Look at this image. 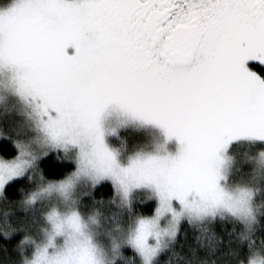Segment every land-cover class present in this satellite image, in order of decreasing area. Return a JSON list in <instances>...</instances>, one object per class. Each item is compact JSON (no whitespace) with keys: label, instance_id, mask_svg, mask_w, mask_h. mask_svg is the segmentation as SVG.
<instances>
[{"label":"snow or ice","instance_id":"obj_1","mask_svg":"<svg viewBox=\"0 0 264 264\" xmlns=\"http://www.w3.org/2000/svg\"><path fill=\"white\" fill-rule=\"evenodd\" d=\"M247 61L264 66V0H13L0 9V68L49 142L76 146L78 172L111 179L125 196L152 187L157 215L172 212L173 199L189 211H238L218 186V154L241 137L264 140V80ZM109 105L174 138L175 154L121 166L103 139ZM23 163H0V187ZM48 219L53 233L31 264H101L77 213ZM154 228L141 219L129 242L148 252ZM66 230L65 249L49 255Z\"/></svg>","mask_w":264,"mask_h":264},{"label":"rangeland","instance_id":"obj_2","mask_svg":"<svg viewBox=\"0 0 264 264\" xmlns=\"http://www.w3.org/2000/svg\"><path fill=\"white\" fill-rule=\"evenodd\" d=\"M11 3L13 0H0V9L9 6ZM68 51L70 54L72 50L69 49ZM252 65L260 64L257 61L245 63V67L250 70H253ZM260 79L263 80L261 77ZM101 128L106 146L115 153L121 166H126L129 158L137 154L168 153L174 155L178 148L174 138L165 141L163 131L159 127L130 118L115 105H109L105 109L101 117ZM1 140L11 141L17 149V153L14 158L9 160L0 158V163H24L21 173L7 179L0 187V196L8 183L19 179L35 166L39 159L52 150L63 151L75 165L74 171L63 180L57 182L38 181L36 189L18 204L22 211H27L28 208L33 210L34 208L32 213H28L31 222L41 221L39 225L36 221L37 227L33 237L26 239V242L31 245L29 246L31 257L23 264H31L37 249L48 244V238L53 233L52 224L48 217L53 210L59 214L61 219L72 212L78 214L82 223V230L95 246L101 264H110L120 256L121 251L125 248L135 251L141 260V264H153L155 258L163 253L175 239L183 221L196 222L216 214L230 216L248 226H251L255 220L254 189L251 187V182L256 178L263 179L264 158L260 154L251 157L245 152L249 146H263L264 140L241 137L230 141L227 147L218 154L221 160L219 167L221 178L218 180V186L230 194L243 190L246 194L243 211L233 212L224 206H217L206 212L189 211L173 199L170 201L173 211H166L160 215H157L156 211L159 207V199L152 187H134L125 196L111 179L97 180L91 173L78 172V148L73 145L55 146L49 142L41 131L34 106L16 92L12 72L6 67L0 68ZM229 145H233V152L230 155L233 157L234 163H232V157L226 153ZM242 149L244 153L240 158L238 153ZM231 165H234L232 171ZM62 181H70V186L61 190L58 182ZM105 182L112 187L114 197L104 203L108 207L102 212L98 209L103 202L97 203L93 199L92 193L98 185ZM131 197H135L136 201L143 197L152 200L155 205L152 214L147 217L129 218ZM141 219L155 221L153 234L147 239L149 251L146 253L141 252L129 242L130 236L135 233L137 224ZM28 227L29 224L25 230H28ZM68 239V230L61 235L53 236L52 245L48 247L49 255L64 250Z\"/></svg>","mask_w":264,"mask_h":264},{"label":"trees","instance_id":"obj_3","mask_svg":"<svg viewBox=\"0 0 264 264\" xmlns=\"http://www.w3.org/2000/svg\"><path fill=\"white\" fill-rule=\"evenodd\" d=\"M251 67L264 80V66ZM232 152L233 145H229L226 153L231 156ZM260 152H264V145L249 146L245 153L253 157ZM16 153L17 149L11 141H0V158L9 160ZM243 153L242 149L238 156L241 158ZM233 166H230L231 171ZM74 169V163L63 151L52 150L19 179L4 187L0 196V264H23L28 260L31 245L26 239L32 238L35 228L41 224L36 220L35 225L36 218L34 223L30 221L28 213H32L34 208L22 211L18 204L36 189L38 181L57 182L68 177ZM251 187L254 189L255 214L251 226L224 214L196 222L183 221L175 239L155 258L153 264H247L250 256L264 257V176L263 179H254ZM92 197L97 203L103 202L98 209L103 212L108 207L104 203L113 199L114 191L109 183H101L93 190ZM130 204L129 218L150 216L155 206L152 200L144 197L138 201L131 197ZM28 224L29 229L25 230ZM110 264H141V260L135 251L125 248Z\"/></svg>","mask_w":264,"mask_h":264},{"label":"clouds","instance_id":"obj_4","mask_svg":"<svg viewBox=\"0 0 264 264\" xmlns=\"http://www.w3.org/2000/svg\"><path fill=\"white\" fill-rule=\"evenodd\" d=\"M262 153H264V152H261L260 155ZM262 158H264V157H262ZM224 193L226 194L225 200H226L227 204L234 205L238 209L237 212L244 210V204L245 203L242 206L236 203V201L240 197L241 193H245L243 190H240L235 194H230V193H227L225 191H224ZM229 197H230V199H229ZM248 264H264V257H260L258 255L250 256L248 259Z\"/></svg>","mask_w":264,"mask_h":264}]
</instances>
